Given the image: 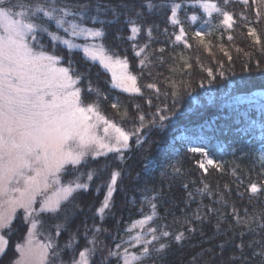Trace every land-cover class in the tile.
<instances>
[{
	"label": "trees",
	"instance_id": "16d2710c",
	"mask_svg": "<svg viewBox=\"0 0 264 264\" xmlns=\"http://www.w3.org/2000/svg\"><path fill=\"white\" fill-rule=\"evenodd\" d=\"M106 2L115 4L118 0ZM156 2L170 5L173 0ZM174 2L182 4L178 15L190 47L184 42H176L179 26L170 23V7L157 9L139 20L142 29L135 42L128 38L131 33L123 20L105 28L106 37L102 42L120 59H127L129 71L137 77L142 95L118 90L113 86L112 74L98 62L88 60L80 49L69 53L60 45L58 54L64 57L62 66H68L66 61L71 56L76 70L84 75L80 86L86 89L87 81H91L94 92H82L85 103L96 101L95 91L98 90L101 94L100 110L106 117L126 131H132L140 126L138 117L143 115L145 126L139 134L142 143L137 144V138L133 136L131 151L125 153L128 157L124 169L127 175L122 183H118L111 215L103 222L95 215L106 194V188L101 185L108 180L109 173L103 172L92 182L89 191L77 195L75 204L83 209L82 212L68 204L65 213L61 214L62 217L67 215V220L53 221L42 217L45 220L42 228L51 236H54L53 223L60 222L67 228L57 241L59 251L64 246L63 241L77 233L81 241L76 249L78 254L85 244L84 225L88 229L94 223L102 226L107 232L98 239L106 248L97 254L94 264H104L107 248H114L116 243L125 239L129 225L142 218L141 208L144 213L149 212L148 206L141 203L147 188L162 196L157 201L159 219L156 223L168 225V230L173 233L184 231L188 237L180 244L172 243L147 264H264V260L253 255V251L259 252L260 248L247 246L252 239H264V233H248L246 227L235 225L232 217L233 205L242 218L245 217V209L248 217L259 218V214L264 213V163L259 160V154L264 151V100L260 99L264 95V3L248 0L244 5L241 0H229L225 5L224 0H209L233 15L235 24L228 29L222 25V17L218 13L214 12L209 17L198 5L192 7L194 0ZM257 9L261 13L259 17ZM193 14L198 17L195 23L189 19ZM147 28H152L151 37L147 35ZM249 28L256 29L261 44H256L248 35ZM197 31L204 33L207 48L195 36ZM76 43L83 45L84 41ZM144 45L147 48L137 56L136 51ZM141 59H144V67L140 65ZM189 64L191 67L187 66ZM208 69L212 70L215 79L208 76ZM148 84H155L159 91L148 88ZM105 96L107 99H103ZM113 103L119 107L113 108ZM125 110L127 118H123ZM160 115L169 117L163 122L164 127L159 126ZM154 118L156 125L151 123ZM199 136L209 141L207 154L222 165V171L209 167L205 175L199 167L205 157L203 153L191 151L192 140ZM114 156L110 153L108 157L90 161V166L102 169L106 162L111 165ZM145 158L155 163L151 175L141 172V162ZM177 168L179 172L175 171ZM204 183L210 186L214 195L202 197L196 194L195 200L189 202L188 192L196 193ZM253 183L261 188L255 197L251 196L249 188ZM225 186L231 189L230 193ZM221 192L225 193L227 207L214 203L219 201ZM208 207L217 209V215L222 216L225 222L221 228L225 231H216L215 216L209 214L203 225L193 218L196 209L199 208L203 214ZM186 219L191 221L190 225L185 223ZM19 223L22 225L23 221ZM19 223L17 227L13 225L15 228L9 236L19 233ZM189 227L197 229L195 235L187 231ZM12 242L15 243L14 238L7 256L13 254L15 259L17 252ZM241 242L245 245L243 253L236 247ZM221 244L224 245L223 250L218 247ZM116 262L109 259L107 264Z\"/></svg>",
	"mask_w": 264,
	"mask_h": 264
},
{
	"label": "snow or ice",
	"instance_id": "6c2138e0",
	"mask_svg": "<svg viewBox=\"0 0 264 264\" xmlns=\"http://www.w3.org/2000/svg\"><path fill=\"white\" fill-rule=\"evenodd\" d=\"M224 2L227 5L229 0ZM241 2L248 4V0ZM197 5L209 17L213 12L218 13L226 28L231 29L235 24L233 15L217 3L194 0L192 7ZM166 7H170V23L179 26L176 42L187 45L185 28L178 15L182 4L174 0L170 5L157 3L156 0H118L115 4L106 0H0V254L7 250L9 239L5 233L12 232L17 212L22 211L21 220L29 226L25 243L15 245L19 258L14 264H56L59 259L56 239L67 228L60 222L53 223L54 236L49 237L46 243H40L35 237L45 223L42 217L53 221L67 220V215L61 216L66 206L73 204L79 209V205L75 204L77 195L89 191L92 182L99 179L103 172L109 173L108 180L101 185L106 188V194L95 215L101 222L111 215L114 193L118 183H122L127 175L124 171L128 159L125 153L131 151L132 137L136 136L137 144L142 143L139 134L143 132L145 117L140 115V126L126 131L101 112L98 90L95 91L97 100L85 103L82 92H94L91 81H87L86 89L80 86L84 75L76 70L71 56L66 61L68 66H62L64 57L58 54L60 45L69 53L82 48L88 60L98 62L112 72L114 87L142 95L137 77L128 71L127 59H120L102 42L106 37L105 28L123 20L131 33L128 38L135 42L142 29L138 21ZM256 15H261L259 9ZM189 19L195 23L198 17L193 14ZM146 31L151 37L152 28ZM248 35L254 38L256 44H261L255 28H249ZM195 36L204 44V33L197 31ZM117 38H120L119 35ZM78 40L84 41V44L76 43ZM204 46L208 47L207 44ZM145 48L147 45L135 54L141 56ZM140 65L144 67V59H141ZM187 66L191 67L190 64ZM117 68L121 69L119 73ZM207 71L208 76L215 79L212 70ZM147 87L159 91L155 84H148ZM112 107L119 106L113 103ZM127 117L125 110L123 118ZM168 119V116L160 115L159 126L164 127L163 122ZM151 123L156 125V119ZM191 151L200 149L194 147ZM110 153L115 154L111 165L106 162L102 169L91 168L90 161L108 157ZM203 155L206 161L201 162L199 167L205 175L209 166L222 171V165L207 158V152ZM259 160L264 163V151L259 154ZM154 167V161L149 158L141 162L142 174L151 175ZM175 171L180 170L177 168ZM225 188L231 192L227 186ZM249 188L253 197L261 192L255 183ZM96 190L98 192L99 187ZM196 194L202 197L214 195L207 183L197 188L196 193L188 192V201H194ZM219 196V201L214 203L227 207L225 193L221 192ZM160 199L159 192L144 189L141 203L148 206L149 212L144 213L141 208L142 218L129 225L125 230V239L116 243L114 248H107L104 264L109 259H115L117 264H147L172 243L180 244L188 239L184 231L173 233L168 230V225L156 223L159 219L157 201ZM209 214L216 217V231H225L221 228L225 221L217 215L215 208L208 207L203 214L198 208L192 216L203 225ZM232 217L235 225L246 227L248 233H264V213L259 214V218L248 217L245 209V217L242 218L233 205ZM185 223L190 225L191 221L186 219ZM84 228V247L72 258L71 264H94L97 254L106 248L98 237L107 229L95 223L91 229L86 224ZM187 231L195 235L197 229L189 227ZM78 244V234L73 233L65 247L75 251ZM247 246H258L260 251L254 250L253 255L264 260V239H252ZM218 247L223 250L224 245ZM236 247L244 252L243 242Z\"/></svg>",
	"mask_w": 264,
	"mask_h": 264
},
{
	"label": "rangeland",
	"instance_id": "374dc122",
	"mask_svg": "<svg viewBox=\"0 0 264 264\" xmlns=\"http://www.w3.org/2000/svg\"><path fill=\"white\" fill-rule=\"evenodd\" d=\"M80 50H82V48ZM106 70L109 71L112 74V72L110 70H108V69H106ZM116 71L119 73L121 71V69L117 68ZM128 71H129V69H128ZM117 89L122 91L119 88H117ZM122 92H124V91H122ZM125 93H127V92H125ZM127 94L135 95V94H132V93H127ZM260 98L263 100L264 99V95H261ZM194 147L200 149V151H197L198 153H204V152L208 151L207 142L204 141L202 138L193 139L192 140V148H194ZM207 158L213 159L212 157H209V156ZM203 161H206V158ZM21 215H22V211L17 212V219L13 222V225L15 224V227H17V223H19V221L21 220ZM15 227H13V229ZM18 228L20 229L19 233H13L11 236H9L10 234H8L7 232L5 233L7 238L9 239V244L7 246L6 252H4L3 254H0V264H10L11 261H12L11 264H14V261H16L19 258V254L18 253H17V256H16L15 259L13 258L14 257L13 254H9V256H7V252L11 248V239L14 238V240H15V243H13L14 241L12 242V246H15L16 244H23L26 241L29 226L25 225V223H22V225H21V223H19ZM13 229H12V232H13ZM49 237H52V236L48 232L43 230V228H39L37 230V234H36L35 239L37 241H39L40 243H46L47 240L49 239ZM59 237L56 239V242L58 241ZM17 240H19V242ZM68 241H69V239L63 241L64 246L61 247V249H63V251H61V249H60V251H59V259L56 261V264H71L72 258L74 256H76V254H77L76 253V249H77L78 246H80V243L76 246L75 251H73V250H70V249H66L65 245L68 243ZM79 242H81V241H79ZM66 251H67V253H65ZM64 253H65V255H64ZM4 258L7 260V261L5 260L6 262H3ZM116 264H117V262H116Z\"/></svg>",
	"mask_w": 264,
	"mask_h": 264
},
{
	"label": "bare ground",
	"instance_id": "6f19581e",
	"mask_svg": "<svg viewBox=\"0 0 264 264\" xmlns=\"http://www.w3.org/2000/svg\"><path fill=\"white\" fill-rule=\"evenodd\" d=\"M198 131L200 132V129ZM200 138H202L204 141H206L207 143H209V141L206 138L202 137V136L201 137L200 136L199 137H196L195 139H200Z\"/></svg>",
	"mask_w": 264,
	"mask_h": 264
}]
</instances>
